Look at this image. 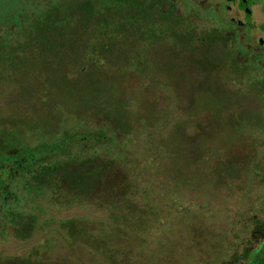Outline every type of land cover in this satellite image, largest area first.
Returning <instances> with one entry per match:
<instances>
[{"label": "rangeland", "instance_id": "1", "mask_svg": "<svg viewBox=\"0 0 264 264\" xmlns=\"http://www.w3.org/2000/svg\"><path fill=\"white\" fill-rule=\"evenodd\" d=\"M59 2L0 0V32L4 31L0 37L6 42L0 48V138L7 142L9 136L23 149L55 145L63 140L64 130L73 132L97 107L118 108L133 120H128L132 126L128 134L115 132V139L110 135L106 145H97L96 153L83 154L116 163L106 168L104 183L116 180L131 186L114 195L98 188L92 196L73 199L61 188L38 192L31 175L10 185V201L0 194V264L21 259H32L33 264H221L231 253L225 238H239L238 225L253 216L264 225L260 69L251 63L252 78L247 82L248 74L230 71L235 53L201 38L195 39L199 47H194L210 50L202 52L203 58L189 60L169 50L172 43L166 47L163 41L172 38L163 37L153 45L140 42L137 53L123 65L119 63L123 54L117 51L109 53L113 62L91 66L83 51L80 58L71 52L60 57L43 46H24L20 51L10 46L7 30L14 32L12 45H23L14 25L31 27ZM161 8L174 12L171 19L188 32L195 29L171 3L166 1ZM194 23L198 32L216 24L207 19ZM80 35L93 38L92 32ZM122 41L118 49L124 53L137 44ZM151 48L154 55L146 50ZM222 53L226 61L223 57L221 63ZM84 65L94 77L110 76L115 82L93 79L85 87H66L64 79L85 80ZM236 103L245 116L236 114ZM101 112H94L91 124L111 134L109 127L118 126L105 123ZM244 123H251L250 128ZM81 128L86 131L89 125ZM82 150L79 143L72 149L78 156ZM59 154L38 160L50 162ZM12 213L29 222H15ZM72 222L79 231L73 225L76 231L69 234L63 224ZM221 241L225 247L222 258H217L214 248Z\"/></svg>", "mask_w": 264, "mask_h": 264}, {"label": "trees", "instance_id": "2", "mask_svg": "<svg viewBox=\"0 0 264 264\" xmlns=\"http://www.w3.org/2000/svg\"><path fill=\"white\" fill-rule=\"evenodd\" d=\"M164 2L166 1L61 0L58 6H51L39 22L26 29L24 46H43L52 55L56 54L59 56L60 54L62 56L65 52H71L74 56H78V58H80L79 55L82 51L87 52L85 62H88L91 66L93 64H97L98 66L99 62L102 63L104 61L107 63L113 62L110 59L109 53L117 51V53L123 54L119 62L123 65V62L127 64L128 58L137 53L140 42L147 41L153 45L156 40L163 39V37L167 40L171 37L172 39L166 42L163 41L165 46L168 42L172 43L170 47L166 46L169 50H176L179 55L187 57L189 60L192 59V56L203 58V51H199V48L194 47L197 46L195 39L201 38L202 40L208 39L209 41H214V35L209 37L207 32L199 33L195 29L188 32V29L183 27L184 25L180 21L171 19L174 12L164 13L161 8ZM88 32H92L93 38L84 40L80 34ZM164 32H169L171 35L163 36L162 33ZM214 34L216 35V33ZM123 38L124 43L131 39L133 40L131 43H137L131 52L124 53L118 49L119 45L123 42ZM118 39H120V42H118ZM98 49H101L102 53L98 52ZM124 50L122 49L121 51ZM146 50L150 55H154V48ZM106 52L108 55L105 57ZM198 52L202 55H198ZM90 54L94 57L92 60L88 58ZM99 54L102 56H95ZM137 64L140 66L138 69L142 70L140 61ZM89 65H84L82 68V72H87L84 81L81 78L77 79L78 81L74 79L75 81L73 82L64 79L66 87H85L93 79H103L105 81L112 79L115 82L114 77L110 76L109 79L102 76L94 77L92 72L89 71ZM84 67H87V69ZM188 67L190 66H186L185 68ZM190 68L193 69L192 67ZM141 72H144V70ZM98 111H102V117H107L104 120L105 123L115 122L114 126H118V128L113 127L112 130L109 127L111 134L107 133L106 129L104 130L97 125L91 124L92 121L90 119L93 118L94 112ZM94 112L89 113L88 119L87 117L82 119V125L80 124L74 130L75 132L64 130L62 133L64 137L61 142L59 141L60 143L58 142L55 145L46 143L34 148L24 149L25 152L29 153L32 160L31 164H33L34 168L31 171V178L38 192H41L46 187L53 191L61 188V190L71 192L70 194L74 199L90 193V196H92L98 188L107 189L111 192V195L117 194L114 192L117 189L123 190L128 188L129 190L131 186L129 183L122 186L121 182L118 183L116 180L112 183L103 182L104 173H106L109 167H113L114 161L108 162L106 159L101 158V156H97V154L93 156H85L84 154L86 151L96 153L97 145H106L110 135L112 139H115L113 134L115 132L127 135L130 128H132V126L129 128L128 123L130 122L128 120L132 119L122 116L120 109L114 110L108 106L97 107ZM86 125H89V128L84 131L81 127ZM97 127L100 129L96 130ZM91 140H94L92 147L89 146ZM71 142H76L77 145L78 143L80 144L83 148L81 155L78 156L72 151L76 144H70ZM51 154H59L58 156L61 158L57 156L50 162L44 161L43 158L38 160L39 156L46 158V156ZM12 216H14L13 220L15 222H17L18 218H22L21 214H12ZM68 224H63V228L64 230L67 228L69 234H74L76 230L79 231L77 223L72 222L70 226ZM73 225H76V230L74 227L72 228ZM82 234L83 232L81 236ZM28 263L33 264L32 259H21L16 262V264Z\"/></svg>", "mask_w": 264, "mask_h": 264}, {"label": "flooded vegetation", "instance_id": "3", "mask_svg": "<svg viewBox=\"0 0 264 264\" xmlns=\"http://www.w3.org/2000/svg\"><path fill=\"white\" fill-rule=\"evenodd\" d=\"M171 3L181 15L186 16L190 24L195 26L198 32L197 25L194 20L207 19L214 20L216 24L214 29H208V36L214 35V40L220 48L230 50L235 53L232 55V66L230 71L236 75L241 73L248 74L247 82H250L252 75L249 67L251 63L260 69L257 78L263 84L264 79V0H165ZM10 2V0H3ZM17 26L18 35L23 36L26 29L23 26ZM5 30V29H3ZM7 30V28H6ZM5 30V31H6ZM1 32H4L1 30ZM0 32V33H1ZM8 43L12 48L20 51L24 48V43L21 46L15 47L12 45L13 30H7ZM199 33H202L199 31ZM216 33V35L214 34ZM11 37V38H10ZM25 39V38H24ZM206 40V39H205ZM208 40V39H207ZM25 41V40H24ZM6 42L0 37V48L4 47ZM203 51H207L202 48ZM223 53L220 55V61L223 62ZM262 87V85H260ZM259 86V87H260ZM236 114L245 116L244 111L239 103L234 105ZM241 111L243 113H241ZM239 118V117H238ZM241 118L239 119V121ZM251 123H244L243 126L250 128ZM260 125V124H259ZM15 139L8 136L7 142L0 138V194L7 195L6 199L11 200L10 185L16 184L17 181H25V177L31 175L33 170L32 160L29 153L19 145L15 144ZM41 157V156H39ZM38 157V158H39ZM35 160V159H34ZM20 178V179H18ZM18 183V182H17ZM13 214V213H12ZM16 214V213H15ZM14 214V215H15ZM19 214V213H18ZM17 215V214H16ZM18 218L17 222L28 220L24 215ZM257 216H253L242 222L244 225L238 228L241 229L239 238L226 237L230 240L228 246L230 257L225 258L221 264H264V225L259 223ZM29 222V220H28ZM29 224V223H28ZM24 231V230H23ZM28 231V228L25 232ZM221 241L214 248L213 256L222 258V248L225 247ZM209 250V249H208Z\"/></svg>", "mask_w": 264, "mask_h": 264}]
</instances>
